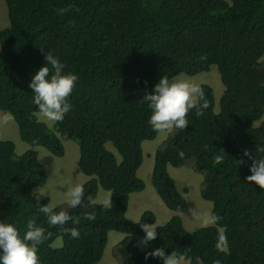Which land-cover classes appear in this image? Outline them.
Listing matches in <instances>:
<instances>
[{
  "label": "trees",
  "instance_id": "16d2710c",
  "mask_svg": "<svg viewBox=\"0 0 264 264\" xmlns=\"http://www.w3.org/2000/svg\"><path fill=\"white\" fill-rule=\"evenodd\" d=\"M4 2L9 26L0 29V110L10 113L20 139L31 147L62 157L63 141L74 140L79 169L89 177L82 183V207L70 209L66 201L54 207L79 218V224L49 226L38 211L49 205V196L36 190L47 181L45 166L34 149L17 154L12 140L0 139V221L14 223L23 236L31 218L51 233L39 246V264H95L110 230L125 234L111 251L116 264H161L152 259L153 249L187 264H196L197 257L203 264H264V189L247 182L252 160L244 155L247 150L258 158L257 145H264V120L256 125L264 114V0ZM60 8L68 11L58 15ZM48 51L79 77L69 97L72 110L51 127L36 117L29 87ZM212 65L224 87L218 111L213 88L198 85L207 109L199 117L189 113V126L171 130L155 150L151 182L174 214L141 251V224H154L155 214L145 210L132 221L126 210L130 193L145 188L137 175L142 142L158 132L141 100L165 75L195 76ZM221 154L223 163H214V155ZM168 166L202 176L199 193L221 217L216 225L184 227L181 213L188 204ZM99 188L110 194L107 208L95 201ZM85 211H94L96 219H84ZM71 227L79 228V239L65 233ZM220 231L227 236L226 252L215 247ZM59 237L62 245L55 248Z\"/></svg>",
  "mask_w": 264,
  "mask_h": 264
},
{
  "label": "clouds",
  "instance_id": "9594fccd",
  "mask_svg": "<svg viewBox=\"0 0 264 264\" xmlns=\"http://www.w3.org/2000/svg\"><path fill=\"white\" fill-rule=\"evenodd\" d=\"M68 8L57 10L58 15H63ZM43 50V48H42ZM66 65L51 51L45 54V64L40 67L29 82L32 90V103L38 109V115L46 121L60 122L72 110L73 105L69 101L73 90L79 80L78 75L65 71ZM150 110L149 124L154 131L185 130L189 126L187 119L189 113L195 112L197 117L203 115L208 103L204 93L196 84L181 78L175 80L168 76L160 78L152 92L146 93L141 100ZM255 158L246 150L244 155L252 160L249 171L251 175L246 177L247 182L258 185L264 189V145H257ZM213 161L221 164L224 156L214 155ZM243 163V161H237ZM66 203L68 208L76 209L83 206L85 188L82 184H74L67 189ZM111 198L105 199L102 206L107 208L111 204ZM47 218L49 226H61L62 228L70 221L73 225L79 224V218L73 219L65 210L55 211L48 204L41 205L38 209ZM84 219L94 221L95 212L85 211ZM203 227L216 225L221 217L214 213L198 214L196 217ZM141 227L145 233L141 243L148 246L157 238L155 224L143 223ZM66 234L72 239L80 238V230L77 227L64 228ZM51 233L42 226H38L35 219L27 220L26 231L23 236L14 223L0 221V264H39V246L49 239ZM219 252L228 250L227 236L223 231L218 234L215 245ZM152 259L161 264H178L177 257L170 253L165 255L161 249H153L150 253ZM149 254L145 255L147 261ZM191 264V262H189ZM196 264H203L199 257ZM219 264V261H216Z\"/></svg>",
  "mask_w": 264,
  "mask_h": 264
},
{
  "label": "crops",
  "instance_id": "0c3cea01",
  "mask_svg": "<svg viewBox=\"0 0 264 264\" xmlns=\"http://www.w3.org/2000/svg\"><path fill=\"white\" fill-rule=\"evenodd\" d=\"M195 76H197V75H195ZM192 77H194V76H192ZM192 77L178 75V76H175L173 79L174 80L177 78L185 79V80H188V81L196 84L197 86L204 83L203 81L194 80L197 77H194V78H192ZM207 81H209V80H207ZM206 84L210 85L209 82H207ZM213 90H214V88H213ZM215 91L216 90H214V93H215ZM222 92H223V89H220V91L217 92V94L215 93L214 98L220 99ZM216 110H217V108H216ZM169 132L170 131H158L155 138H153L151 140H145L142 142L143 161L137 170V175L141 179H143V181L145 182V188L143 190L130 193L128 204H127L126 216L132 221H138L140 219L142 213L145 210H150L155 214L154 224L157 227V226H160V225L166 223L171 218V216L174 214V212L172 210L168 209L164 205V203L161 201L159 196L154 192L155 189L153 188V185L151 182V175H152V170H153L155 150L164 141V139L167 137ZM160 133H164V134L161 135ZM68 146H69L68 149L66 148V146H64V155L62 157H57V156L51 157V156L47 155L46 153H42L43 158H40V156H39L40 161L45 166L47 176L49 175V169L52 170V167L54 165L59 166L62 164V167H63V164L67 165V166L71 165V172H72L71 177H72V179L69 181L68 185H65V188L60 189L58 192L57 191L55 192L54 196L58 202L56 205L66 201L67 195L64 194V192L66 191L65 193H67V189L69 186L77 184V183L82 184L86 180L89 179L88 176L84 175L80 171L79 166H78V157H79L78 145L76 147V145L74 143H69ZM34 147H35L34 150L37 152V154H39L38 148L41 146H34ZM31 148L33 149V147H31ZM31 148L28 147L27 150L31 149ZM68 150L70 151L69 154L67 153ZM110 150H112V149H110ZM44 155H46V156H44ZM115 156H116L118 161L121 160V157L119 156V154H115ZM69 157H70V159H72L71 162L68 161ZM171 168H172V166H168V171H169L170 175L176 181V186H177V189L179 190L178 192L181 193L180 192L181 189L178 186L177 176L174 173L175 172L178 173V171L180 170V173H178V176L180 178H182L183 177L182 173L184 171H183V169H181L182 167H180V169L175 168L177 170H174ZM183 174H186V173H183ZM96 193H97V195H96L95 201H97V203H103V201L105 199L110 198L109 192L103 188L97 189ZM46 195L49 196V199H50L49 204H50V202L52 200L51 196L49 194H46ZM206 209L208 210V213H211L212 207L209 208L208 205H206ZM187 210H188V208H187ZM187 210L185 212H187ZM185 212L181 213V217L183 220V225L186 228L187 226L184 222ZM186 229L188 230V228H186ZM189 231H191V230H189ZM124 236H125V234H123L121 232H118L115 230H110L108 232L107 243H106V246L104 248L103 255H102L101 259L95 264H116V261L113 258L111 251H112L113 246L115 244H117L120 240H122ZM142 238H143V236H140V235L137 236L138 247L141 251H145L147 249V246H145L141 243ZM177 260H178V264H187L188 263L187 260H182L179 258H177Z\"/></svg>",
  "mask_w": 264,
  "mask_h": 264
},
{
  "label": "rangeland",
  "instance_id": "374dc122",
  "mask_svg": "<svg viewBox=\"0 0 264 264\" xmlns=\"http://www.w3.org/2000/svg\"><path fill=\"white\" fill-rule=\"evenodd\" d=\"M6 11H7V7H6L4 0H0V29L6 28L9 26V20H8V17L6 16ZM178 75L192 77V76L185 75L183 73H180ZM194 77H197L194 79L196 81H203L204 83L209 82L210 86L214 88V90H216L215 91L216 94L217 92L220 91V89H224L216 65H212L209 71L202 72L199 75L194 76ZM218 103H219V99L215 98V108H217V111L219 109ZM36 117L38 118L39 121H43L50 127L54 124V122L44 120L42 117L38 115V112L36 113ZM262 120H264V114H263L262 119L256 122V125H258ZM160 134L163 135L164 133H160ZM0 139L12 140L15 143V151L17 154H21L25 152V150H27L28 147L31 148L30 145H28L27 143H25L24 141L20 139L18 129H17V124L13 120L10 113L4 110H0ZM73 141L64 140L63 145L66 146V148L68 149L69 143H74L77 147V143ZM106 147L109 150L112 149L111 151H113L115 154H118V152L116 151V149L112 146L110 142L106 144ZM34 148L35 147H33V149ZM38 149H39L38 157L40 156V158H43L42 153H46L47 155L51 157H55L53 154H51L48 150H46L43 147H39ZM67 153L69 154L70 151L68 150ZM71 160L72 159H70L69 157L68 161L71 162ZM175 168L176 167H172L171 169H174V170L180 169V168H177V169ZM181 169H183L184 171L183 173H186V174L182 173L183 175L182 178L178 176V173H180V170L178 171V173L175 172L174 174L177 176L178 186L181 189L180 192L184 194V197L188 204V210L184 214V222L187 226L186 228H188V230H193L195 228L202 227L200 221L196 218L197 215L208 212V210L206 209V205H208V207L210 208L212 207V204L210 201L203 199L199 193V186L202 180V176L194 172L190 168L182 167ZM71 173H72L71 165L67 166L63 164V167H62V164L59 166L54 165L52 167V170L49 169V175L47 176V181L44 187L36 188V190L43 194H49L52 199L49 205L55 207V205L58 202L55 199L54 194L56 191L58 192L60 189L65 188V185H68L69 181L72 179ZM65 192L64 194H66ZM61 245H62V240L60 237L55 239V241L52 244V246L55 248L60 247Z\"/></svg>",
  "mask_w": 264,
  "mask_h": 264
}]
</instances>
